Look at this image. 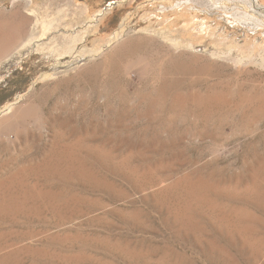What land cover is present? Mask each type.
Here are the masks:
<instances>
[{
    "label": "rangeland",
    "instance_id": "374dc122",
    "mask_svg": "<svg viewBox=\"0 0 264 264\" xmlns=\"http://www.w3.org/2000/svg\"><path fill=\"white\" fill-rule=\"evenodd\" d=\"M20 3L0 264H264V0Z\"/></svg>",
    "mask_w": 264,
    "mask_h": 264
},
{
    "label": "bare ground",
    "instance_id": "6f19581e",
    "mask_svg": "<svg viewBox=\"0 0 264 264\" xmlns=\"http://www.w3.org/2000/svg\"><path fill=\"white\" fill-rule=\"evenodd\" d=\"M25 3H20L19 5H17L13 11H10V15L6 16V19H2L0 21V46L3 47H8L11 43H13V35L12 33L10 34L9 31H7L6 29H8L11 26V22L10 19L16 15H18L20 17V21L21 23L24 20H27V16L25 15L24 11V5ZM26 8V6H25ZM9 13V12H8ZM8 27V28H7ZM36 33H32L30 35V38L27 40V42H22L20 44V46L18 45V48H23L25 46H29L32 45V43H34L35 39H36ZM11 46V45H10ZM31 105V104H30ZM15 105L11 106L10 108H8V110H11L14 108ZM45 160V159H44ZM28 164V163H27ZM48 164V163H47ZM33 168V167H32ZM28 178V177H27ZM17 185V179L14 175H9L7 178H0V191H2L3 193V202L7 204V207L12 209V205H14V194H15V189ZM1 201V199H0ZM3 205V203H2ZM15 206V205H14ZM8 210V209H6ZM1 250V249H0ZM9 258H11L9 256ZM1 260V259H0ZM3 261V260H2ZM10 261V260H9ZM6 263V262H5ZM4 263V264H5ZM9 263V262H8ZM2 264V263H1ZM7 264V263H6Z\"/></svg>",
    "mask_w": 264,
    "mask_h": 264
}]
</instances>
